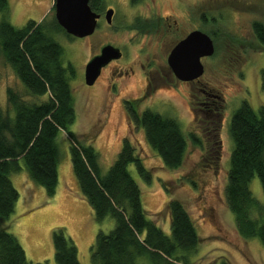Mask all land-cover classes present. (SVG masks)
I'll list each match as a JSON object with an SVG mask.
<instances>
[{"label": "rangeland", "instance_id": "obj_1", "mask_svg": "<svg viewBox=\"0 0 264 264\" xmlns=\"http://www.w3.org/2000/svg\"><path fill=\"white\" fill-rule=\"evenodd\" d=\"M45 2L48 0H7V8L0 11V19L6 18L11 24L21 26L30 18L40 21L44 16L51 17L53 11L40 16ZM102 6H114L110 23L104 19L103 10L97 28L83 39L70 38L61 32L55 35L63 47L62 64L70 62L74 67V76L69 79V84L74 99L75 119L69 125V130L83 137L97 151L101 173H105L115 159L123 137L130 140L151 173V180L146 182L133 164L127 167L139 186L147 218L169 234L166 203L171 198L182 201L201 237L192 255L196 264H206L220 256L226 257L231 264H264V247L260 240L256 236L245 238L238 233L234 215L224 200V185L233 147L228 133L230 117L242 101H247L254 110L264 104V91L261 88L264 48L254 39L250 26L253 20L264 24V0H140L136 5L128 0H104ZM157 13H170L168 22L176 20L175 26L171 25L170 32L163 37L143 34L141 28H133L132 23L137 18ZM195 27L206 32L214 44L213 55L201 59L204 72L200 81L219 90L223 98L219 131L222 147L215 170L199 169L198 162L204 148L200 149L190 142L189 132L196 130L190 109L191 87L183 81L176 83L172 75L162 73L160 81L168 79L173 87H162L147 95L140 65H132H146L150 57L154 66H164L169 48L187 30ZM90 42L94 51L98 45L115 44L122 48L123 55L112 61L108 69L104 66L95 82L87 85L84 82V67L88 61ZM125 67L131 68V76H110L109 70L117 73L124 71ZM7 86L28 101L40 102L45 99V95H26L24 85L1 57L0 106L3 109L8 107ZM136 97L141 99L137 105L139 112L150 108L178 122L187 142L181 167L166 168L148 145L143 128L128 120L122 101ZM56 144L55 193L47 197L44 188L29 178L20 160L21 169L9 174L18 191V198L10 215L0 217V230H7L16 236L29 264L39 261L56 264L51 230L60 226L76 245L80 263L91 264L90 248L97 232H108L114 226V220L109 215L101 221L94 219L93 211L82 196L73 173L70 141L64 131L57 132ZM187 177L194 178L196 184L188 181ZM163 181L171 182L170 192ZM250 189L259 203V207L251 211V217L264 223V194L257 175L251 178Z\"/></svg>", "mask_w": 264, "mask_h": 264}, {"label": "trees", "instance_id": "obj_2", "mask_svg": "<svg viewBox=\"0 0 264 264\" xmlns=\"http://www.w3.org/2000/svg\"><path fill=\"white\" fill-rule=\"evenodd\" d=\"M88 3L99 11L103 0H88ZM6 8L7 0H0V11ZM50 11H53V5ZM143 21L137 18L136 24L132 25L141 28ZM250 26L254 39L264 48V24L253 20ZM59 32L68 36L54 15L44 16L40 21L30 18L21 26L11 24L6 18L0 19V58L10 65L16 78L24 85L26 95H45L40 102L28 101L11 86L6 87L8 107L3 109L0 106V217L10 215L18 198L9 174L21 169L20 160L29 178L44 188L47 197L55 193L56 135L62 130L70 141L73 173L94 219L101 221L109 215L114 220V226L108 232H97L90 248L91 264H196L192 255L201 237L182 201L171 198L166 203L169 234L147 218L139 186L127 167L133 164L146 182L151 180V173L130 140L123 137L115 159L107 171L101 173L97 151L83 137L69 130L75 119L69 84V79L74 76V67L70 62L66 65L61 62L63 47L55 38ZM261 88L264 91V70ZM213 103L197 111L193 99L191 101L195 128L203 134L200 136L194 130L189 132L190 142L204 148L198 162L201 171L215 170L220 159L219 129L223 102L216 98ZM137 105V101H125L128 120L143 128L148 145L166 168L181 167L187 142L178 122L150 108L139 112ZM228 133L233 147L224 200L234 215L238 233L245 238L258 237L264 247V223L251 217V211L258 208L259 203L250 189L251 178L257 175L264 194V104L254 110L247 101H242L230 117ZM186 179L196 184L194 178ZM170 183L163 181L168 192L172 188ZM51 241L56 264H81L76 245L64 228L54 227ZM0 264H29L16 236L4 229L0 230ZM206 264L231 263L220 256Z\"/></svg>", "mask_w": 264, "mask_h": 264}, {"label": "water", "instance_id": "obj_3", "mask_svg": "<svg viewBox=\"0 0 264 264\" xmlns=\"http://www.w3.org/2000/svg\"><path fill=\"white\" fill-rule=\"evenodd\" d=\"M113 9L104 11V19L110 23ZM53 15L67 34L84 37L93 33L99 13L93 11L88 0H53ZM214 52L213 40L204 31L193 29L178 40L167 55V63L177 79L188 81L203 72L201 57ZM119 48L105 44L92 56L84 67V82L90 85L100 73L101 67L111 59L120 57Z\"/></svg>", "mask_w": 264, "mask_h": 264}, {"label": "flooded vegetation", "instance_id": "obj_4", "mask_svg": "<svg viewBox=\"0 0 264 264\" xmlns=\"http://www.w3.org/2000/svg\"><path fill=\"white\" fill-rule=\"evenodd\" d=\"M139 1L140 0H130V1L128 0V2H130L133 5L134 4L136 5L137 3H139ZM102 5H104V0H103V4ZM108 8H112L113 9V12H114V6L113 7L112 6H107L105 8L102 6V9L99 10V11L98 10H94V8H91L93 11L99 13V17L97 18V24H96L95 29L98 26V20L100 21V18L102 16L103 10H106ZM169 15H171V14L170 13H167V14L162 15L160 13H157L155 15L141 17L144 20L143 21V26H141V28H143L142 29V33L143 34H149V35H158V37H160V38L163 37L164 35H166L167 33L170 32L169 31V27H171V25L172 26H175V24H176V20L175 19L172 21V23L171 22H168ZM133 28L136 29L138 27L135 26ZM193 29H197V28L195 27V28H192V29L187 30L169 48V50H168V52L166 53V56H165V64H164V66H160V67L154 66L155 64L153 65V59L152 58L150 59V57H149V61L146 63V65H143L142 63L132 64V65H140V68H141L140 70L142 72L143 82H144V85H145V93L147 95L150 94V93H152V92H154V91H156V89H161L162 87H170L172 85V83L169 82L168 79H166V81L164 80L163 82L160 81L161 78H162V73H165L166 75H169V74L172 75L176 79V83L178 81H183V80L177 79L175 77L173 71L171 70L170 66L167 63V55H168L169 51L171 50V48L175 45V43L178 40H180L183 37H185V35L188 32H190L191 30H193ZM68 37L72 38L74 36L68 34ZM81 38L83 39V36ZM105 44H111V43H104V44L98 45L97 46L98 47L97 50L94 51L95 49L92 47V43L90 42L89 43L90 49H89V53H88V60L92 56L98 54L100 52V48L103 45H105ZM111 45L119 48V50L121 52V55H120V57H121L123 55L122 48L116 46L115 44H111ZM212 55H210V56H212ZM207 57H209V56L201 57V59L207 58ZM116 59H111L104 66L107 67V69H108V66L110 65V63L112 61L116 60ZM201 62H202V60H201ZM104 66L101 67V70H102V68ZM101 70H100V72H101ZM203 72H204V65H203ZM203 72H202V74H203ZM109 73H110V76L111 77H123V76L124 77H128V76H131V68L130 69L129 68L128 69L126 68L124 71L123 70L117 71V73H113L111 70H109ZM202 74L199 77L194 78L192 80L183 81V82L187 83V85H189L191 87V90L189 89V94H190V97H191V101L193 99L194 103L196 104L195 107H196V110L197 111L203 110L204 107L207 108L208 107V104H209V106L214 105L213 100L216 99V98H218V99H220V100L223 101L222 95L220 94V91L219 90L218 91L217 90H214L212 87H210L208 85V83H201L200 78H201ZM158 77H160V79ZM95 80H94V82H95ZM92 84H90V85H92ZM171 87H173V86H171ZM113 88L115 90V87H113ZM132 100L137 101V104H138L141 99L138 98V97H136V98L123 99V101H122L123 107H124L125 101H132ZM191 101H190V109H191ZM191 113H192V109H191ZM192 116H193V113H192ZM220 128H221V125H220ZM194 131L196 133L198 132L200 136H203V134H202V132L200 130L196 129ZM219 131H220V129H219Z\"/></svg>", "mask_w": 264, "mask_h": 264}, {"label": "crops", "instance_id": "obj_5", "mask_svg": "<svg viewBox=\"0 0 264 264\" xmlns=\"http://www.w3.org/2000/svg\"><path fill=\"white\" fill-rule=\"evenodd\" d=\"M52 4H53L52 0H48V2L43 3L42 8H41L42 9V13H41L40 16H42V14L45 13V12H46V14H48L49 11L51 10Z\"/></svg>", "mask_w": 264, "mask_h": 264}]
</instances>
